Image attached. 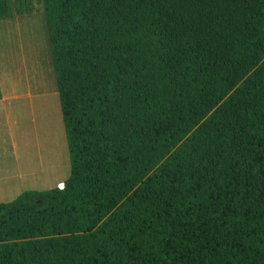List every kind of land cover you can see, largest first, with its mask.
Returning <instances> with one entry per match:
<instances>
[{
  "label": "trees",
  "instance_id": "obj_1",
  "mask_svg": "<svg viewBox=\"0 0 264 264\" xmlns=\"http://www.w3.org/2000/svg\"><path fill=\"white\" fill-rule=\"evenodd\" d=\"M43 5L70 174L0 264H264V0Z\"/></svg>",
  "mask_w": 264,
  "mask_h": 264
},
{
  "label": "rangeland",
  "instance_id": "obj_2",
  "mask_svg": "<svg viewBox=\"0 0 264 264\" xmlns=\"http://www.w3.org/2000/svg\"><path fill=\"white\" fill-rule=\"evenodd\" d=\"M8 2L9 14L0 16L1 83L6 91L12 73L18 92L19 77L26 74L31 92L25 87V95L13 100V111L0 114V202L11 201L25 190L61 186L70 174L43 0ZM21 56L31 64L20 63L17 73L19 65L13 61Z\"/></svg>",
  "mask_w": 264,
  "mask_h": 264
},
{
  "label": "crops",
  "instance_id": "obj_3",
  "mask_svg": "<svg viewBox=\"0 0 264 264\" xmlns=\"http://www.w3.org/2000/svg\"><path fill=\"white\" fill-rule=\"evenodd\" d=\"M13 63L15 64V66L19 65L16 69L17 73L21 68L20 63H23L24 66L28 65V67H30V64H31V62H28L27 59L24 60L23 56H21L20 60H19V58H17L16 60L14 59ZM11 76H12V73H10L6 79V82H5L6 91H4L3 85L1 83V78H0V86H1V90H2V98L0 99V114L1 113L3 114L6 109L13 111V109H14V101L13 100L18 99V97L22 98L25 95V92H24L25 87H27L28 91L31 92L30 91L31 85L29 82H27L26 74H24L23 77L21 75L19 77L20 78L19 82H21V84H22V86H20L21 90L18 89V92L19 93L21 92L20 94L17 92L16 82L14 81L13 76L12 77ZM23 81H26L27 86H23ZM29 95H30V93H27V96H29Z\"/></svg>",
  "mask_w": 264,
  "mask_h": 264
},
{
  "label": "water",
  "instance_id": "obj_4",
  "mask_svg": "<svg viewBox=\"0 0 264 264\" xmlns=\"http://www.w3.org/2000/svg\"><path fill=\"white\" fill-rule=\"evenodd\" d=\"M64 186V184H62V186H60V187H63Z\"/></svg>",
  "mask_w": 264,
  "mask_h": 264
},
{
  "label": "bare ground",
  "instance_id": "obj_5",
  "mask_svg": "<svg viewBox=\"0 0 264 264\" xmlns=\"http://www.w3.org/2000/svg\"><path fill=\"white\" fill-rule=\"evenodd\" d=\"M62 186V185H61Z\"/></svg>",
  "mask_w": 264,
  "mask_h": 264
}]
</instances>
